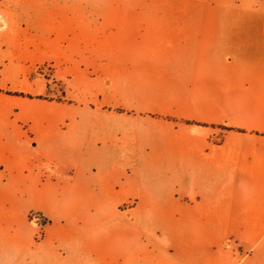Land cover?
<instances>
[{
	"label": "crops",
	"instance_id": "crops-1",
	"mask_svg": "<svg viewBox=\"0 0 264 264\" xmlns=\"http://www.w3.org/2000/svg\"><path fill=\"white\" fill-rule=\"evenodd\" d=\"M195 42L187 63L190 71L206 66L213 83L219 74L215 67L222 68L221 98L209 100L221 106L223 148L227 155L232 152L228 158L233 167L225 168L219 185L222 197L212 191L214 178L206 176V183H200L202 162L215 155L208 130L195 125L188 129L186 123L196 117L170 110L172 114H166L171 104L181 106L180 98L169 103L163 98L153 110L144 101L140 91H149L148 76L163 72L162 67L149 68V57L143 61L147 51L128 54L126 67L111 64L109 82H101L103 91L94 102L35 97L15 102L0 94V250L13 242L9 247L18 254L16 264H83L94 242L80 227L100 208L119 225V203H209L210 198L221 204L207 211L220 213L222 219L218 224L224 239L218 246L226 247L221 264H264V12L239 8L238 17L217 18L215 10L207 8L196 22ZM157 78L159 82L162 77ZM123 81L139 91L131 109H122L118 92ZM104 93H111L109 105ZM151 111L155 117L147 115ZM30 212L50 219L41 240L34 220L28 219ZM125 229L133 255L116 264H139L135 229ZM191 245L176 253H197L198 245ZM215 247L210 249L215 252ZM158 251L161 264H175L167 261L165 251Z\"/></svg>",
	"mask_w": 264,
	"mask_h": 264
},
{
	"label": "rangeland",
	"instance_id": "rangeland-1",
	"mask_svg": "<svg viewBox=\"0 0 264 264\" xmlns=\"http://www.w3.org/2000/svg\"><path fill=\"white\" fill-rule=\"evenodd\" d=\"M207 8L214 9L217 18L227 14L233 18L238 17L239 8L264 12V0H0V87H3L0 94L15 102H27L26 98L32 97L44 101L94 102L103 91L101 82L107 78L109 82L111 64L126 67L128 54L132 57L134 52L147 51L142 58L149 57V68L162 67L163 72L148 76L149 91H140L144 101H149L153 110L154 104L163 98L167 103L180 98L181 106L171 104L166 114H172L170 110L183 117H196L186 123L188 129L195 125L208 130V141L215 146V155L208 163L202 162L200 183H206V176L214 178L212 191L222 197L219 185L225 168L233 167L228 158L232 152L227 155L228 149L223 148L221 106H212L209 101L221 98L222 68L215 67L219 74L214 78L218 79L213 78L210 83L206 66H199L197 73L195 67L190 71L191 66H187L195 50L196 22L206 16ZM97 68L106 71L99 74ZM157 76L162 77L159 82ZM208 84L218 90L214 93ZM119 85L122 109L133 108L130 103L139 91L124 81ZM174 86H180L179 91ZM41 91L44 95H35ZM107 94L109 97L103 95L109 105L111 93ZM11 96L16 97L9 100ZM147 113L155 117L154 112ZM218 205L221 204L211 198L209 203H119L116 209L119 225L114 216L100 208L97 216L80 227V233L94 242L93 252L86 254L82 263H121L127 254H132L125 229L131 225L136 232L134 248L139 264H161L162 252L158 255V250L165 251L168 262L176 260L175 264H221L226 247V243L218 246L224 239L222 219L216 211L207 213L208 207L212 211ZM178 210L183 214L175 217ZM32 213L39 212L28 214L29 221L34 220L37 226ZM37 230V240H41L43 229L37 226ZM192 230L197 234L193 236ZM146 244L150 248L143 247ZM191 244L198 245L197 253H176ZM5 245L7 249L0 250L1 264H16L18 254L9 247L14 243L9 241ZM211 246L217 250L214 252Z\"/></svg>",
	"mask_w": 264,
	"mask_h": 264
},
{
	"label": "trees",
	"instance_id": "trees-1",
	"mask_svg": "<svg viewBox=\"0 0 264 264\" xmlns=\"http://www.w3.org/2000/svg\"><path fill=\"white\" fill-rule=\"evenodd\" d=\"M45 100V99H44ZM30 216L37 220V226L45 229L50 225V219L47 215L41 213H32Z\"/></svg>",
	"mask_w": 264,
	"mask_h": 264
}]
</instances>
